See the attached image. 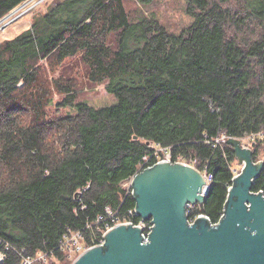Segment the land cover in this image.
Wrapping results in <instances>:
<instances>
[{"label":"trees","instance_id":"1","mask_svg":"<svg viewBox=\"0 0 264 264\" xmlns=\"http://www.w3.org/2000/svg\"><path fill=\"white\" fill-rule=\"evenodd\" d=\"M25 1L0 0V19ZM185 1L193 20L180 33L133 20L124 0H55L0 42V264L22 251L71 264L64 235L97 243L136 206L122 184L166 152L213 175L194 208L213 222L238 171L228 138H258L264 160V0ZM72 58L115 104L78 100L76 82L55 75ZM252 190L264 193V164Z\"/></svg>","mask_w":264,"mask_h":264},{"label":"water","instance_id":"2","mask_svg":"<svg viewBox=\"0 0 264 264\" xmlns=\"http://www.w3.org/2000/svg\"><path fill=\"white\" fill-rule=\"evenodd\" d=\"M228 143L243 167L216 224L203 214L188 222L187 206L203 203L207 195L204 173L166 158L131 181L137 215L154 224L148 238L140 225L118 224L103 235L104 244L88 248L72 264H264V193L252 190L264 161L255 162L240 139L230 137Z\"/></svg>","mask_w":264,"mask_h":264},{"label":"rangeland","instance_id":"3","mask_svg":"<svg viewBox=\"0 0 264 264\" xmlns=\"http://www.w3.org/2000/svg\"><path fill=\"white\" fill-rule=\"evenodd\" d=\"M54 1L55 0L25 1L29 2V4L24 8L25 10L22 9L18 14H16V16L10 18V20L5 22L7 24H0V42H3L5 39H10L25 30L32 23L34 15L40 12H45ZM124 3L133 20H137L141 15H152L156 17L170 32L174 33H180V31L188 26L193 20L192 17L187 13V3L185 0H152L148 4L144 5L138 0H124ZM4 17L5 16H3L1 19ZM86 73L87 67L80 61V59L72 58L67 60L65 64L59 68L55 75H63L66 79L72 78L76 82L75 84L79 92L78 100H85L95 107H103L115 104L117 99L113 94L107 91L105 84H94L89 82ZM56 97L60 99L62 95L57 94ZM58 112L59 114H66L68 112L73 113L75 112V109L62 107V109ZM249 137H251V135L242 137L241 143L244 147L252 150L253 144L258 138H254V141H250ZM165 154L158 160L164 159ZM261 157L262 151L260 152V158L258 160L262 159ZM242 167L243 166L237 159L234 162V168L238 170L237 174L242 171ZM129 185L130 184L128 181L122 184V186L127 189L129 188ZM78 255L79 253L76 254V256H74L72 259L69 258V260L73 262ZM55 261L57 264H62V262H60L58 259H55Z\"/></svg>","mask_w":264,"mask_h":264},{"label":"built area","instance_id":"4","mask_svg":"<svg viewBox=\"0 0 264 264\" xmlns=\"http://www.w3.org/2000/svg\"><path fill=\"white\" fill-rule=\"evenodd\" d=\"M254 138H255L254 136H251V137H249V140L254 141ZM166 158L168 160H170V162H171V154L169 152H167L165 154V158L162 160H165ZM162 160H159V161H162ZM182 162L187 163L183 159H182ZM150 166L151 165H147L145 167V165H142L139 171H141L147 167H150ZM202 172L204 173L205 180H206V189L202 192V194L206 195L209 188H210V184H211L213 175L211 173H208L207 171H202ZM132 178H131V180H128V182L130 184L129 188H131ZM198 205H201V203L189 204L187 206L188 222L190 224L194 223V220L197 218V214H203L206 217H208L210 223H213V221L210 219V217L207 214H205L203 212H196L194 210V208H196ZM110 213H112V212L110 211ZM112 215H114V214H112ZM135 215H137V213H136L135 208H133V209H128L127 212L122 217L111 216V217H114V218H112V223H106V227L103 231L102 237L99 239V241H97V243H94L93 245H90V246L86 245L85 242L83 243L84 233L82 231H70L69 233L65 234L63 239L61 240V247L66 252H68V258L72 259L74 256H76V254L79 253V255H80L85 250H87L88 248H90L96 244H104L105 238L103 235L109 229L113 228L114 226H116L118 224L128 223V222H131L132 225H140L142 227V230H143L144 239H147L148 238V232H151V229L149 226H153L154 224H152L151 221L143 220L141 218L139 220H135L134 219ZM102 219H103V217L99 218V220H102ZM20 255H21V264H37L39 262H42L43 264H51L50 259H48V255L46 253H39L36 257H32L31 255H26L24 253V251H22V253H20ZM4 258H5V254L2 250H0V261L4 260Z\"/></svg>","mask_w":264,"mask_h":264},{"label":"bare ground","instance_id":"5","mask_svg":"<svg viewBox=\"0 0 264 264\" xmlns=\"http://www.w3.org/2000/svg\"><path fill=\"white\" fill-rule=\"evenodd\" d=\"M29 4V2H25V3H23L21 6H19L18 8H16L15 10H13L12 12H10L9 14H7V15H5V17L3 18V19H1L0 20V24H2V23H5V22H7L8 20H10V18H12V17H14V16H16V14H18L22 9H24L27 5ZM25 10V9H24ZM5 24H7V23H5ZM4 24V25H5ZM1 27V26H0ZM229 139V138H228ZM238 139H240L241 140V138H238ZM167 153V152H166ZM170 153V152H169ZM171 154V153H170ZM165 158V157H164ZM159 161V160H158ZM179 162H182V159H179L178 160ZM258 161H260V160H258ZM258 161H255V162H258ZM264 161V160H263ZM170 162V161H169ZM175 162H177V161H173L172 160V157H171V163H175ZM188 164H190V163H188ZM192 165V164H191ZM192 166H194V165H192ZM196 167V166H195ZM197 168V167H196ZM200 170V169H199ZM201 171V170H200ZM203 173V172H202ZM237 175V174H236ZM235 175V176H236ZM234 176V177H235ZM206 214V213H205ZM223 214V213H222ZM200 214H197V216H199ZM138 216V215H137ZM139 217V216H138ZM221 218V217H220ZM142 219V218H141ZM220 220V219H219ZM218 220V221H219ZM218 221H214L213 223H211V224H216Z\"/></svg>","mask_w":264,"mask_h":264}]
</instances>
